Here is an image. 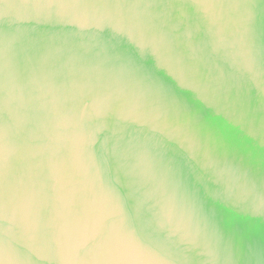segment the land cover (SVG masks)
Masks as SVG:
<instances>
[{
	"label": "water",
	"instance_id": "water-1",
	"mask_svg": "<svg viewBox=\"0 0 264 264\" xmlns=\"http://www.w3.org/2000/svg\"><path fill=\"white\" fill-rule=\"evenodd\" d=\"M0 264H264V0H0Z\"/></svg>",
	"mask_w": 264,
	"mask_h": 264
}]
</instances>
